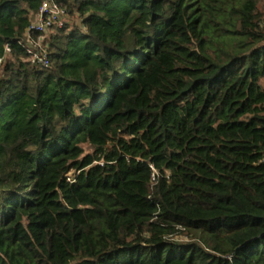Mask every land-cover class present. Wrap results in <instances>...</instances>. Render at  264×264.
I'll return each mask as SVG.
<instances>
[{
  "label": "trees",
  "instance_id": "16d2710c",
  "mask_svg": "<svg viewBox=\"0 0 264 264\" xmlns=\"http://www.w3.org/2000/svg\"><path fill=\"white\" fill-rule=\"evenodd\" d=\"M57 1L43 67L0 0V264H264V0Z\"/></svg>",
  "mask_w": 264,
  "mask_h": 264
},
{
  "label": "built area",
  "instance_id": "2783aa9c",
  "mask_svg": "<svg viewBox=\"0 0 264 264\" xmlns=\"http://www.w3.org/2000/svg\"><path fill=\"white\" fill-rule=\"evenodd\" d=\"M70 23L71 19L67 7L57 0H42L39 11L29 27V31L38 34L36 40H28L30 43L29 60L32 63L48 67L50 62L46 49L47 43L45 42L48 32H54L56 29L63 28ZM6 50L10 52L8 45L6 46ZM2 63L3 59H0V65Z\"/></svg>",
  "mask_w": 264,
  "mask_h": 264
},
{
  "label": "rangeland",
  "instance_id": "374dc122",
  "mask_svg": "<svg viewBox=\"0 0 264 264\" xmlns=\"http://www.w3.org/2000/svg\"><path fill=\"white\" fill-rule=\"evenodd\" d=\"M70 19L74 23V25L80 24V19H79L78 15H76V14L73 15V14L70 13ZM52 33L53 32H48V36H47L46 41H45L46 43H48V38H50V36L52 35Z\"/></svg>",
  "mask_w": 264,
  "mask_h": 264
}]
</instances>
